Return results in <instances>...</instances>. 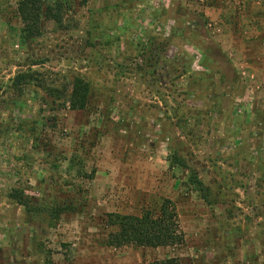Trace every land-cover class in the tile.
<instances>
[{
  "label": "rangeland",
  "instance_id": "rangeland-1",
  "mask_svg": "<svg viewBox=\"0 0 264 264\" xmlns=\"http://www.w3.org/2000/svg\"><path fill=\"white\" fill-rule=\"evenodd\" d=\"M19 1L0 0V264H264V0H46L61 21L31 38ZM77 74L84 110L47 92ZM165 198L181 243L106 245L109 214Z\"/></svg>",
  "mask_w": 264,
  "mask_h": 264
},
{
  "label": "trees",
  "instance_id": "trees-1",
  "mask_svg": "<svg viewBox=\"0 0 264 264\" xmlns=\"http://www.w3.org/2000/svg\"><path fill=\"white\" fill-rule=\"evenodd\" d=\"M46 0H20L17 3V12L23 23L22 31L27 38L35 37L41 33L43 22L61 21L60 2L46 3ZM22 78V77H21ZM50 96L60 97L65 95L64 104L71 110H84L88 106L91 95L90 84L82 76L76 75L72 78L67 88V94L55 87H48ZM174 162L182 168H187L183 161L174 158ZM189 182L194 189L201 192V197L208 201L207 189L199 180L196 172L192 170ZM12 191V197L19 203L20 196ZM69 205H54L40 207L37 212L44 213L51 222L57 221L59 217L71 211ZM108 226L112 229L106 240V245L114 248L133 245L143 248H159L179 244L182 242V234L178 229L177 213L170 199H163L155 208H147L140 215L109 214ZM45 264H50L46 260ZM145 264H179L174 257L155 259Z\"/></svg>",
  "mask_w": 264,
  "mask_h": 264
}]
</instances>
